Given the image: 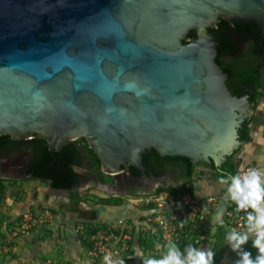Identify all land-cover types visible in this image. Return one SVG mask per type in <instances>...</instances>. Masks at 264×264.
<instances>
[{"label": "water", "instance_id": "95a60500", "mask_svg": "<svg viewBox=\"0 0 264 264\" xmlns=\"http://www.w3.org/2000/svg\"><path fill=\"white\" fill-rule=\"evenodd\" d=\"M220 19L264 35V0H0V137L80 140L103 175L141 172L148 196L146 151L220 167L254 107L215 62Z\"/></svg>", "mask_w": 264, "mask_h": 264}, {"label": "trees", "instance_id": "16d2710c", "mask_svg": "<svg viewBox=\"0 0 264 264\" xmlns=\"http://www.w3.org/2000/svg\"><path fill=\"white\" fill-rule=\"evenodd\" d=\"M207 34L215 39V43L217 44L215 62L221 68L223 73L227 75V81L225 84L230 94L235 97H241L243 94H246L250 103H253L254 107H256L257 99L260 96V91L264 85V80H261V65L259 64L261 55H264V37H261L258 28L252 24L229 23L220 19L212 26V28L207 29ZM188 37L192 40L196 37V34L191 32ZM247 46H250L249 51L245 50ZM243 47L245 49L242 50ZM232 80L236 82L234 85L229 83V81ZM251 122L252 119L244 122L238 130L239 141L241 144L247 143L250 139L249 126ZM9 149L28 153V174L32 176V179L51 182L50 186L53 189H71L77 178L74 168L81 165L80 154L82 151L88 154L92 168L98 174L102 175L100 172V163L96 155L85 143L81 145L78 140L68 142L59 150L51 152L47 142L43 139L33 138L31 140L12 141L8 136L0 137V156L4 151ZM165 158L169 162L177 164L182 169L184 178L188 182L196 177L195 171L197 166H202L203 168L210 170L212 173L211 180L214 183L223 182L231 185L233 180L237 179L238 172L233 155L227 157L218 168L212 163L209 165L204 163L192 164L188 159L182 157ZM161 160L162 157H159L155 151H146L145 154L142 155V166L145 169L153 171V168H151L152 162ZM130 172L134 175H138V171L134 168H131ZM6 188L4 182L0 180V203L3 200ZM182 191H184V189L179 191L169 190L168 193L175 196V192ZM190 195L197 196L195 193ZM71 197L75 201L77 200L76 195L72 194ZM142 197H146V195L136 198L142 199ZM107 199L108 198L102 200L103 206L119 207L122 205L120 200L111 201ZM145 210H149V212L152 211L151 208H146ZM19 217L20 216L16 218L17 221L14 223L18 222ZM14 223L11 222V224L3 225V222H0V225L8 228L10 225H14ZM83 226L85 231L82 243L84 247L89 250V235L94 231L95 227L102 226L88 224H84ZM220 230L221 227L219 226L217 235L220 233ZM152 236L155 238L154 233H152ZM206 238L208 239V235ZM242 239L244 242L242 243L238 254L240 264H244L245 256H247L250 264L259 263V248L255 245V242L248 241L244 239V237H242L241 240ZM186 242H188L187 239H182L179 244L171 245L170 247L182 248L181 245ZM137 243H139L141 249L145 250V247L149 244V240H144L143 238L138 237Z\"/></svg>", "mask_w": 264, "mask_h": 264}, {"label": "rangeland", "instance_id": "374dc122", "mask_svg": "<svg viewBox=\"0 0 264 264\" xmlns=\"http://www.w3.org/2000/svg\"><path fill=\"white\" fill-rule=\"evenodd\" d=\"M257 104H259L260 108L264 109V85L260 91V96L257 99ZM253 117L251 119L255 118ZM208 180L209 177L206 174L201 173L200 177L197 178L192 185L185 187L184 191L182 192H175V196H180V194L182 193L188 195L194 192H196L197 194L199 192L203 193L202 191L195 189V185L198 184H201L202 189H204V193L206 192L207 194H213L215 192V184L211 183V181ZM4 184L7 188L3 200L0 203V222H3V225L4 222L5 225H8L7 222L12 221V219L18 217L20 214L25 213V210L27 211V213H32L35 208H38V210H42V207H45L41 206V204L38 203L37 196L39 197L40 195L36 192L38 188L46 187V184L44 182L33 180H18L13 183L4 182ZM30 194L32 197L29 196ZM76 197L77 200L73 205L74 208H76V212H79V217L77 218L78 221L76 223H81L82 225H84L85 223L82 222L81 217H84V215H88L90 213V210H92L96 206H103L102 200H104L105 198H108L107 200L111 201L120 200L122 202V205H129V203L131 202V204H133V206L135 205L138 209H140V211L143 210V208L140 207L139 199L137 200V198H123L121 196L109 197L103 192L94 191H88L86 193L81 191ZM82 205H86V207H88L89 209L86 210L82 208ZM47 209L52 212L53 217L51 221L38 224L36 227L40 225H49L52 221H54L57 211L50 207H48ZM144 220H146V217ZM119 221L127 223V225L132 228L133 235L131 236V241L128 243V249L126 250V252L119 254L112 253L109 256V261L111 262V264H117V261L119 260H123L124 264H144L145 259L161 260L165 259L169 255V250L171 247L169 245L161 244L156 236L155 238H153L152 232L145 231V229L141 226H134L133 224L125 220ZM211 222L213 226L207 230V234L209 233V236L206 242L200 243L195 242L194 240H190L181 245L182 248L173 247L171 249L179 254L178 258L183 262V264H191V260L189 258L190 253L193 258H195V255L197 253L203 254L205 255L206 260H208V255L210 254V264H240L238 254L242 246V243H240L241 238L243 237H241L242 234L240 233L242 230L237 231L235 229L228 228L227 226L221 225L219 224V222H216L215 219L211 220ZM249 225L250 224H248L247 226ZM219 226L221 227V230L220 233L217 235ZM8 229L9 228H7L6 226L4 227L0 225V264H74V258L72 256L73 253H68V250L65 248L66 245L61 243V241L58 240L57 243L53 240L51 242L52 249L48 252L44 249H40L39 251L37 248L34 249L30 247L29 242H21V248L19 249L17 245L19 243L20 238L12 236L10 237ZM54 231L57 232L56 237H63L62 228L59 227V229H55L53 227L52 232L54 233ZM75 231L77 232L80 238L84 237V233L77 231V227ZM50 235L51 234H49L47 230H43V232L38 235L37 239H39L40 242H43V240L49 241L48 239L51 237ZM233 235L236 237V239L231 238ZM138 237L143 238L144 240H149V244L145 247V250L141 249L139 243L136 242V239ZM8 243L11 247L10 250H8V248L10 247L6 246ZM133 243H135L136 250L132 248L134 247ZM157 245H159V249L157 248ZM87 250L88 249L85 248L84 257L87 258L89 261H93L89 259ZM258 251L259 260L264 259V254H262L259 249Z\"/></svg>", "mask_w": 264, "mask_h": 264}, {"label": "built area", "instance_id": "2783aa9c", "mask_svg": "<svg viewBox=\"0 0 264 264\" xmlns=\"http://www.w3.org/2000/svg\"><path fill=\"white\" fill-rule=\"evenodd\" d=\"M248 172L249 169L239 172L237 179L242 183ZM220 184L222 186L217 193L203 197L188 194L174 196L166 191H157L143 197L139 204L152 210H148L143 228L154 233L161 244L169 246L179 244L182 239L204 243L207 239L206 228L213 219L228 228L243 230L254 219L251 206L240 208L239 198L232 199L229 189L233 183ZM249 216L252 217L251 222L248 220ZM52 217V212L46 207L38 213L25 212L20 215L16 224L8 227V235L22 239L38 224L49 222ZM77 231L84 233L81 223L78 224ZM132 235V228L122 221L95 227L88 237L90 248L87 254L93 261H100L105 255L124 253ZM6 246L10 247L9 243ZM10 249L11 247L8 248Z\"/></svg>", "mask_w": 264, "mask_h": 264}, {"label": "crops", "instance_id": "0c3cea01", "mask_svg": "<svg viewBox=\"0 0 264 264\" xmlns=\"http://www.w3.org/2000/svg\"><path fill=\"white\" fill-rule=\"evenodd\" d=\"M252 117L254 119H252V122L250 123L249 126L250 139L247 143L241 144L239 149L234 152L233 159L236 164L237 172L241 173L244 172L246 169H249V172L246 174L245 178L250 179L251 176L254 174L258 179L259 186L262 192H264V143H260V141H264V109L260 108L259 104H257L256 107H253ZM244 179L241 183L242 188H243ZM214 184L213 185L215 187L214 186L213 187L215 189V192L213 194L217 193L220 187L222 186L220 182ZM196 187L198 188V190L203 192V193L199 192L201 194L199 193L197 194L196 192H194L197 195V197L212 195V194H207L206 192L204 193V189H202L201 184L196 185ZM36 192L40 195L39 197L37 196L38 203L41 204V206H45V207L47 206L46 208L50 207L55 209L57 211V214L55 216L54 221H52L49 225H40L38 227H35L29 232V234L26 237H24V239L23 238L20 239L17 245L19 249L21 248L20 245L21 242L22 243L29 242L30 247L34 249L37 248L39 251L40 249L41 250L44 249L45 251L48 252L49 250L52 249L51 242L54 240L58 243L59 240L61 241V243L66 245L65 248L68 250V253L70 252L73 253L72 256L74 258V264H104V259L93 262V261H89L87 258L84 257L85 248L82 243V237L80 238L77 232L75 231L76 227L80 223H76L78 221L77 218L79 217L78 214L79 212H76L75 210L76 208H74L73 206L74 204L68 203V201L62 202L60 201L61 200L60 197L56 203H52L55 196L53 195L54 193H52L48 187L38 188ZM50 195H53V197H51ZM60 195L62 197H67L63 194ZM29 196L32 197L31 194ZM107 196L118 197V195L112 193L108 194ZM146 196L148 195L146 194ZM140 207H142V205H140ZM82 208L86 210L89 209L88 207H86V205L85 206L82 205ZM142 208L143 210L140 211V209H138L135 205L133 206L131 202L129 203V205L125 204L119 207L96 206L95 208L90 210V213L88 215H84V217H81V220L85 224L87 223V224L99 225V226L112 225L118 222L119 220H123V221L125 220L127 222H130L134 226H141L143 228V226L145 225L144 219L149 212L145 210L146 208L144 207ZM257 208L260 209V211H257L256 209H253L251 207L252 212L255 215L254 220L249 226H246V228L240 232L244 238L250 241H256L257 239H259V233L261 231H264V226H258L257 224V221L260 216V212H264V195H262L261 201L257 205ZM38 211H39L38 208H35L32 211V213L33 212L38 213ZM25 212L27 211L25 210ZM16 218L12 219V221L7 222V224H11V222L13 223L16 222L17 221ZM212 226L213 224L212 222H210L206 228V231ZM53 227L55 229H59V227L63 229L62 238L56 237L57 232L55 231L54 233L52 232ZM43 230H47V232L51 234L50 235L51 237L48 239L49 241L43 240V242H40V240L37 239L38 235H40V233L43 232ZM135 243H133L134 247H132L134 249H135ZM89 259L92 260L90 257Z\"/></svg>", "mask_w": 264, "mask_h": 264}, {"label": "flooded vegetation", "instance_id": "af4514ba", "mask_svg": "<svg viewBox=\"0 0 264 264\" xmlns=\"http://www.w3.org/2000/svg\"><path fill=\"white\" fill-rule=\"evenodd\" d=\"M261 37H264V35L261 34ZM243 49L245 48L243 47L242 50ZM245 50L249 51L250 46H247ZM259 64L261 65L260 68L261 80H264V55H261V59H259ZM229 83L231 85H234L236 82L232 80L229 81ZM242 96H247V95L243 94ZM78 141L81 143V145L84 143L81 142L80 140ZM28 158H29V154L25 153L24 151H18V150L16 151L14 149H9L7 151H4L0 156V180L4 182L13 183L18 180L19 181L25 180V179H20L25 175L32 177L30 174H28V170H27ZM80 158H81V165L79 167L74 168V171L77 174L76 182L71 187L69 195L67 197H62L58 192L54 193L53 195L55 196V198L53 199L52 203H56L60 197L61 198L60 201L62 202L68 201V203L75 204L76 201L71 197V195L74 194L77 196L81 191L85 193L88 191H96L98 181L113 185L115 187L114 191L117 192L116 195L127 198H136L138 196L146 195L150 189L149 185L142 183L141 172L137 170L138 175H134L133 173L130 172V169L132 167H129L128 172L125 169H122L121 174L117 175L116 177H109L103 174L102 175L98 174L92 168L91 160L89 159V156L86 152L82 151L80 154ZM161 161L152 162L151 168H153V171H151L150 169H145L143 167L144 173L148 175H153L156 178L161 179L160 182L158 183L159 186H157V188L155 189V192L159 190L166 192H168L169 190L172 191L182 190L185 187L192 185L194 181L200 177L201 173L206 174L209 177L208 181L214 183L211 180V176H212L211 171L203 168L202 166H197V169L195 171L196 177L193 178L190 182H188L184 178L182 169L177 164L169 162L168 160H166L165 157H162ZM25 168L26 171L23 170ZM129 175H132L133 177L131 178L129 177ZM26 180H35V179L30 178ZM44 183L46 184V187H48L50 190L53 189L50 186L51 182L46 181ZM195 189L198 190L196 185H195ZM55 190L62 191V189H55ZM53 195L50 196L53 197Z\"/></svg>", "mask_w": 264, "mask_h": 264}, {"label": "clouds", "instance_id": "9594fccd", "mask_svg": "<svg viewBox=\"0 0 264 264\" xmlns=\"http://www.w3.org/2000/svg\"><path fill=\"white\" fill-rule=\"evenodd\" d=\"M260 143H264V141H260ZM231 193L232 199L236 200L239 198V207L244 208L246 205H251L253 209L260 211L257 208V205L261 201L262 192L257 177L253 174L251 178H245L243 183V188L241 187V182L239 179H234L232 187L229 189ZM249 222H251L252 217H248ZM258 226H264V212H260L259 219L257 221ZM215 231V230H213ZM232 239H236L233 235ZM246 239V238H245ZM242 239L240 243H243ZM255 245L259 248L260 252L264 254V231L259 233V239L255 241ZM159 249V245H157ZM179 254L170 248L169 255L165 259L156 260V259H145L144 264H183V262L178 258ZM191 264H210L211 255H208V260L205 259V255L197 253L195 258L192 257L190 253ZM104 264H111L109 261V256H104ZM117 264H124L123 260L117 261ZM244 264H250L247 256L244 257ZM259 264H264V259L259 260Z\"/></svg>", "mask_w": 264, "mask_h": 264}]
</instances>
